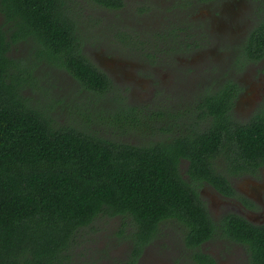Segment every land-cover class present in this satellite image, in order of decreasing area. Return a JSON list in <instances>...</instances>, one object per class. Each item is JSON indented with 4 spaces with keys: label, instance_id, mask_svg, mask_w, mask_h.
<instances>
[{
    "label": "trees",
    "instance_id": "obj_1",
    "mask_svg": "<svg viewBox=\"0 0 264 264\" xmlns=\"http://www.w3.org/2000/svg\"><path fill=\"white\" fill-rule=\"evenodd\" d=\"M123 6L122 0H88L79 8L72 0H0V264H70L78 233L93 231L101 219H120L116 236L129 241L117 264H138L167 223L183 229L184 247L198 264H212L200 244L216 229L247 244L250 264H264V230L232 216L217 226L179 174L182 158L199 172L196 182L199 176L217 182L210 159L221 158L230 170L264 165V105L241 124L231 112L236 86L210 91L212 126L183 135L172 133L178 119L162 105L150 111L124 99L109 103L113 81L84 53L89 36L96 39L90 26L99 24L87 7L114 13ZM112 33L128 41L126 31ZM21 45L30 50L15 56ZM239 49L249 61L264 58V20ZM41 65L48 71H37ZM49 69L78 86L68 102L43 84ZM80 92L85 98L78 102ZM59 110L63 122L55 117ZM131 135L147 137L136 144Z\"/></svg>",
    "mask_w": 264,
    "mask_h": 264
},
{
    "label": "flooded vegetation",
    "instance_id": "obj_2",
    "mask_svg": "<svg viewBox=\"0 0 264 264\" xmlns=\"http://www.w3.org/2000/svg\"><path fill=\"white\" fill-rule=\"evenodd\" d=\"M124 6L117 9L113 14V20L116 21V31H126L124 37L127 42H119V49L123 50L125 47H130L133 43L141 45L142 42L151 43L150 47L156 49L159 47L162 50V55L173 56L174 60L167 61L166 66L169 71V65L172 62L180 61V57L187 50L196 51L199 46L203 44L212 43V38L205 30V20H194L192 10L199 5H208L211 8L213 18H223V11L217 7L224 0H122ZM233 3L236 8L234 19L237 23L242 19L243 24L240 28V33L236 41H233L240 46L245 45L250 34L255 30L257 25L264 20V0H228L225 4ZM244 3V7L240 6ZM193 7L191 10L189 8ZM104 12L105 10L102 9ZM117 14L124 17L120 19ZM120 39V38H119ZM224 40V39H222ZM227 40H224L225 42ZM217 44L222 43L216 40ZM126 44H131L126 46ZM86 50V47L84 48ZM234 51V50H233ZM241 49H237L233 59L240 60V66L246 67L249 64H259L264 58L255 62L249 61L243 56ZM242 54V57H237ZM180 56V57H178ZM231 59V60H233ZM200 61V60H197ZM232 62V61H231ZM250 62V63H248ZM237 64V62L235 63ZM98 65V64H97ZM99 66V65H98ZM172 66V65H171ZM196 66V65H195ZM201 66L194 71L183 73L185 79L182 84V89H177V96L173 98L166 96L161 104L165 114L170 113V116L175 115L178 119L179 129H172V133H180L183 135L193 134L194 130L198 132H205L212 124L214 108L207 106L206 97L210 91L218 92L222 87L227 85H235L237 92L234 104L232 107V117L241 124L247 123L256 114L262 111L264 103H254V105H247V113H243L241 117L236 116V109L238 105H244L241 102V89L243 85L239 80L233 76V70L230 68L227 72H223L220 77L222 80L213 79L212 67ZM196 75V78L193 76ZM212 79L208 80L205 78ZM202 77V80H197ZM179 77H175L177 79ZM202 81V82H199ZM228 86V87H229ZM227 87V88H228ZM264 102V95L262 96ZM243 109V110H244ZM168 116V115H166ZM168 119V118H167ZM166 119V120H167ZM165 120V121H166ZM171 121H168V124ZM187 128V129H186ZM194 130H192V129ZM171 132L162 131L163 134ZM224 148V147H223ZM235 147H226L223 150L232 151ZM211 162L212 172L220 175L217 182L210 183L205 179L194 181L195 176L199 173L192 170L190 160L186 158L180 159L179 174L187 183L193 184L199 194L201 200L205 203L208 215L211 221L220 226L227 217L242 218L246 224L264 230V165L253 164L240 167L235 170L227 168V163L221 158L218 160H209ZM238 163V162H236ZM233 164V163H231ZM207 196L212 200L210 205H207L205 200ZM213 197V198H212ZM169 224V223H167ZM166 224V225H167ZM164 225V226H166ZM163 226V227H164ZM171 226V225H170ZM169 226V227H170ZM178 227L177 225H174ZM162 228V226H161ZM164 230V229H163ZM163 230L161 229L160 234ZM181 227H178V232L166 234H179V243L181 248L186 250L182 241ZM173 231V228H172ZM216 232V233H215ZM215 234L209 240L200 244V251L212 259V264H250V249L247 244H241L237 241L230 240L222 230L216 229ZM176 234V235H177ZM226 242V243H225ZM213 244H217L216 250L212 248ZM231 244L234 249L233 254H222L220 245ZM231 249V248H226ZM144 254V252H143ZM141 258V257H140ZM138 264H140V259ZM192 264H198L192 260ZM190 260L188 262H191ZM118 262H115L117 264ZM180 263V262H179ZM183 263V262H182Z\"/></svg>",
    "mask_w": 264,
    "mask_h": 264
},
{
    "label": "rangeland",
    "instance_id": "obj_3",
    "mask_svg": "<svg viewBox=\"0 0 264 264\" xmlns=\"http://www.w3.org/2000/svg\"><path fill=\"white\" fill-rule=\"evenodd\" d=\"M87 1L72 0V3L79 8L80 6L84 7ZM227 1L224 0L217 7L221 12L223 11L222 20L213 18L211 8L208 5H199L192 10L190 16L195 21L205 20V30L212 38V43L203 44L196 51L187 50L182 54V57L178 56L181 62L175 60L169 65V71L166 68L167 61H173V56L162 55V50L159 47L153 49L150 47L151 43L142 41L140 46H138L139 43H133L131 47L119 49L120 43L112 33L117 27L116 25L113 29V25H111L112 22L116 23L115 20H112L114 14L96 9L89 11L87 7V11L93 13V17L97 18L99 24H95L96 28L90 26V32L96 36V39L89 36L84 53L92 62L98 64L113 81L112 91L108 94L111 101L108 102L115 105V99L117 104L120 102L119 99H124L122 103L129 107L137 105L151 111L156 105L159 109L164 97L176 98V90L184 87L183 82H180L185 79V75H182L184 72L194 71L201 66H207L205 68L211 66L215 77L213 79L222 80L220 77L222 71L227 72L232 68L233 77L244 86L241 89L242 98H240L244 105H238L235 111L236 116L241 117L243 113H247V109H244L247 105L264 103L262 100L264 95V60L259 64H249L242 68L239 61L236 58L233 59L237 49H239V45L233 41L237 40L243 21L241 19L237 23V19H234L235 5L233 3L225 4ZM240 6L244 7V3H241ZM117 17L124 19L119 14ZM83 25L84 23L81 24V28L84 29V35L87 27ZM222 39L227 41L223 42ZM231 39L233 41H229ZM216 40L222 43L217 44ZM19 50L14 55L21 57L27 54L30 48L21 45ZM236 62L237 64H235ZM38 70L48 71L46 65H41ZM49 70L50 75L47 79L44 78L43 84L48 86L49 93L52 92L55 99L59 98L63 99L65 103L68 102L66 97H71L73 93L77 92L78 86L69 79L65 72ZM38 74L40 73L38 72ZM175 77L179 78L175 79ZM193 78H196V75ZM205 79L210 80L212 78L209 76ZM197 80H202V77H198ZM76 98V101L81 102L85 98V93L80 92ZM55 117L62 122L67 118L61 110L57 111ZM151 125L153 126V124ZM128 137L130 141H136L137 144L144 142L147 136L141 138L131 135ZM206 199L205 202L210 205L212 200L208 196ZM169 226L170 224H167L162 227L164 229L162 234H159L145 248L144 254L140 258V264H192L190 252L181 248L182 245L179 243L180 233L171 236L165 233V231L178 232V227ZM119 227H121L120 219H101L94 223L93 231L85 229L79 232L75 245L71 248L70 264H115L119 260H125L130 246L128 239L120 240L117 238L116 234ZM214 246L219 247L217 244H213L211 249ZM220 247L222 254H233L234 249L231 244L220 245ZM214 250H216L215 247ZM189 260L191 262H188Z\"/></svg>",
    "mask_w": 264,
    "mask_h": 264
}]
</instances>
